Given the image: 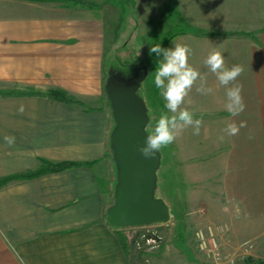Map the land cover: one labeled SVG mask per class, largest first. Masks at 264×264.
<instances>
[{
	"label": "crops",
	"instance_id": "1",
	"mask_svg": "<svg viewBox=\"0 0 264 264\" xmlns=\"http://www.w3.org/2000/svg\"><path fill=\"white\" fill-rule=\"evenodd\" d=\"M77 1L0 0V180L34 172L42 161L77 164L0 186V264H133L126 234L106 223L117 177L105 86L116 45L128 44L119 41L126 35L123 11L116 0ZM172 1L188 31L173 36L169 47L189 45V63L213 88L201 95L193 87L186 106L202 119L200 134L189 127V137L181 138L182 131L176 139L192 144L188 164L204 159L200 170L187 169L194 174L187 203L234 205V233L248 239L264 226V30L238 34V14L264 12V1ZM135 3L152 13L149 0ZM214 48L226 66L244 68L236 81L246 105L239 116L225 110V88L203 63ZM51 91L76 103L44 95ZM240 121L247 126L238 135L224 133ZM5 136L15 137L11 147Z\"/></svg>",
	"mask_w": 264,
	"mask_h": 264
},
{
	"label": "rangeland",
	"instance_id": "2",
	"mask_svg": "<svg viewBox=\"0 0 264 264\" xmlns=\"http://www.w3.org/2000/svg\"><path fill=\"white\" fill-rule=\"evenodd\" d=\"M63 1L70 3L72 0ZM71 3L77 4L78 1L73 0ZM116 3L123 11L120 26L126 34L119 41L128 44L116 45V55L107 64L106 78L126 83L145 74L136 96L145 106L144 132L147 136L160 114L167 111L160 90L154 84V72L162 57H157L155 53L150 55L149 49L156 44L167 49L173 36L187 32L188 29L177 17L172 0H149L153 6H147V10L151 11L150 7L153 11L155 9L159 14L157 18L153 11L151 14L140 12L139 7L135 6V0H116ZM238 16L241 20L238 21V34H255L257 30H264L263 10L242 12ZM144 18H147L146 24H142ZM139 21L141 23L136 24ZM247 22L258 24H245ZM181 136L189 137L187 129L183 130ZM191 147V142L182 139L159 152L160 164L156 172L154 198L166 206L169 219L166 223L120 228L126 234L127 244L130 243L133 248L132 261L134 264L140 260L143 264L154 263L156 260L158 264L264 263V226L257 229L256 236L241 240L234 233L238 229L234 223L237 215L234 205L223 206L222 203L209 201L187 203L190 181L194 175H190L187 169L191 168V172L200 170L204 161L203 157H199L191 160L196 164H188L187 151ZM177 152H182L183 156H178ZM167 248L171 252H166Z\"/></svg>",
	"mask_w": 264,
	"mask_h": 264
},
{
	"label": "clouds",
	"instance_id": "3",
	"mask_svg": "<svg viewBox=\"0 0 264 264\" xmlns=\"http://www.w3.org/2000/svg\"><path fill=\"white\" fill-rule=\"evenodd\" d=\"M149 53L162 57L154 72V84L160 90L167 111L160 114L144 145L138 149L146 159L155 158L157 153L173 144L181 132L189 127L192 128L193 135H199L203 121L196 118L195 112L186 106V103H191L186 98L193 87L201 95H210L213 92V88L208 86L207 74L201 73L189 63L192 54L189 45L174 43V47L165 49L156 44L150 47ZM203 63L215 75L219 85L225 88V110L232 117L239 116L246 107L242 85L236 83L244 72L243 66H226L225 57L218 48L211 50ZM246 126V121H240L239 124L232 122L223 131L227 136H236ZM224 138L219 137L221 141ZM4 141L11 147L15 143V137L5 136Z\"/></svg>",
	"mask_w": 264,
	"mask_h": 264
},
{
	"label": "water",
	"instance_id": "4",
	"mask_svg": "<svg viewBox=\"0 0 264 264\" xmlns=\"http://www.w3.org/2000/svg\"><path fill=\"white\" fill-rule=\"evenodd\" d=\"M144 78L145 74L126 83L109 78L105 86L115 123L110 147L117 168L114 204L107 210L106 223L116 228L166 223L169 219L166 206L154 198L160 154L146 159L138 150L147 137L145 106L136 96Z\"/></svg>",
	"mask_w": 264,
	"mask_h": 264
},
{
	"label": "trees",
	"instance_id": "5",
	"mask_svg": "<svg viewBox=\"0 0 264 264\" xmlns=\"http://www.w3.org/2000/svg\"><path fill=\"white\" fill-rule=\"evenodd\" d=\"M44 95L46 97H49L50 99H53V100H56V101H60V102H63V103H68V104L69 103H76V101H74L71 98L66 97V95H64V94H62L60 92L51 91V92H48V93H46ZM75 165H77V164H72V163L50 164L48 162L42 161L38 170H36L34 172H30V173H26V174H22V175L13 176V177H10V178L2 179V180H0V186L4 185L7 182L12 181V180H28V179H32V178H36V177L42 176V175L47 174V173H57V172L65 170V169H68L70 167H73ZM126 240H127V237H126ZM127 245L129 247V252H130V260L134 264V262L132 261V258H131V253H132L131 249H133V248H132L130 243H128ZM138 257H139V255H138ZM137 262L135 264H143L141 262V260L138 263ZM259 264H264V263H259Z\"/></svg>",
	"mask_w": 264,
	"mask_h": 264
}]
</instances>
